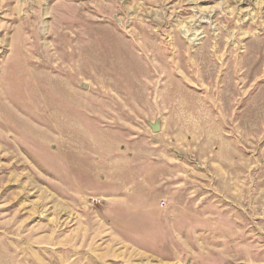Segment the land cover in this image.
I'll return each mask as SVG.
<instances>
[{"label": "rangeland", "instance_id": "1", "mask_svg": "<svg viewBox=\"0 0 264 264\" xmlns=\"http://www.w3.org/2000/svg\"><path fill=\"white\" fill-rule=\"evenodd\" d=\"M0 264H264V0H0Z\"/></svg>", "mask_w": 264, "mask_h": 264}, {"label": "water", "instance_id": "2", "mask_svg": "<svg viewBox=\"0 0 264 264\" xmlns=\"http://www.w3.org/2000/svg\"><path fill=\"white\" fill-rule=\"evenodd\" d=\"M151 127L154 132H158L161 130V124L159 122L151 124Z\"/></svg>", "mask_w": 264, "mask_h": 264}]
</instances>
